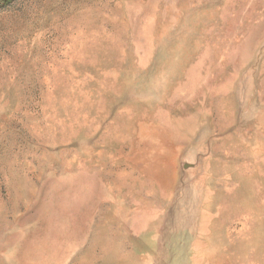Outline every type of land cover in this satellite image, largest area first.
Returning a JSON list of instances; mask_svg holds the SVG:
<instances>
[{
	"label": "rangeland",
	"instance_id": "374dc122",
	"mask_svg": "<svg viewBox=\"0 0 264 264\" xmlns=\"http://www.w3.org/2000/svg\"><path fill=\"white\" fill-rule=\"evenodd\" d=\"M135 211L264 264V0H0V264H135Z\"/></svg>",
	"mask_w": 264,
	"mask_h": 264
},
{
	"label": "crops",
	"instance_id": "0c3cea01",
	"mask_svg": "<svg viewBox=\"0 0 264 264\" xmlns=\"http://www.w3.org/2000/svg\"><path fill=\"white\" fill-rule=\"evenodd\" d=\"M146 215L144 211L142 215L138 211H135V264H154L161 255L175 254V252L167 251L164 243L156 239L158 232L164 228V217L159 219V221H153L152 219L150 222L140 224L141 219ZM184 255V264H188L187 246H184ZM191 262L193 263L194 261L191 260ZM176 263L173 262V264Z\"/></svg>",
	"mask_w": 264,
	"mask_h": 264
}]
</instances>
